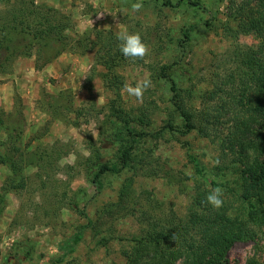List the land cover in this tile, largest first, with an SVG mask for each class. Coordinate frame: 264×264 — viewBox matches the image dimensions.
<instances>
[{"label":"rangeland","instance_id":"374dc122","mask_svg":"<svg viewBox=\"0 0 264 264\" xmlns=\"http://www.w3.org/2000/svg\"><path fill=\"white\" fill-rule=\"evenodd\" d=\"M4 1L0 0V11L6 8ZM36 3L69 18L65 34L75 51L63 53L39 70L34 68L31 53L29 58L14 60L9 75L0 74V116L22 132L19 162L25 177L24 188L6 195L0 217V264H55L59 258L62 262L56 264H124L120 250L140 229L135 216L127 214L104 216L97 235L87 227L74 251L63 253L79 227L87 224L86 217L94 222L106 204L116 202L120 187L132 177V172L125 169L104 174L99 191L92 184L95 163L117 162L119 150L131 141L133 158L142 161L145 168L136 171L131 186L135 209L157 204L154 213L172 209L183 214L198 182L210 192L221 188L222 200L233 210L243 206L236 195L239 183L235 169H216L229 164L222 159L217 142L203 139L194 131L187 135L178 132L182 127L172 105L171 82L153 79L145 66L171 67L167 71L170 79L194 95L212 89L213 82L233 66L230 57L234 45L222 34L226 0ZM136 3L143 5L139 12L132 9ZM191 26L195 28L190 40L184 42L182 32ZM123 28L139 33L150 52L144 60L136 61L120 54L115 65L123 66L115 71L124 83L109 89L100 76L103 68L93 66L97 65L96 50L88 46L97 31H110L117 38ZM237 45L254 49L257 40L243 35ZM146 77L153 86L145 91L143 103H137L124 92V85L135 86ZM112 105L132 117L130 127L139 136L119 132L121 124L112 115ZM170 115L177 132L162 129ZM5 139L0 129L1 155L9 154L1 145ZM188 156L199 161L202 175L196 174ZM145 171L153 174L146 175ZM8 176L9 169L0 164V187ZM108 235L111 238L100 241ZM250 257L264 264V229L254 240L234 244L223 264H245Z\"/></svg>","mask_w":264,"mask_h":264},{"label":"trees","instance_id":"16d2710c","mask_svg":"<svg viewBox=\"0 0 264 264\" xmlns=\"http://www.w3.org/2000/svg\"><path fill=\"white\" fill-rule=\"evenodd\" d=\"M4 2L6 8L0 11V74L9 75L11 72L8 68L12 62L20 57L29 58L31 53L35 57L34 68L39 70L63 53L75 51L72 41L65 34L69 30L68 17L36 3V0ZM226 2L222 34L234 45L230 57L233 66L217 82H213L212 89L194 95L189 89L181 90L170 79L167 71L171 67L145 66L150 77L168 79L172 85V105L182 129H177L172 115L162 129L169 132L178 130L181 135L194 131L203 139L217 142L222 159L229 164L216 169H235L239 183V193L236 195L243 206L233 210L223 200L222 207L214 209L206 202L210 191L198 182L183 214L178 215L172 209L166 213H154L157 204L145 205L150 206L146 209L142 206L135 209L131 186L136 171L145 168L142 161L133 158L134 141H131L128 147L119 150L117 162L95 163L92 184L97 191L102 188L101 177L104 174H118L128 169L132 177L120 187L116 202L106 204L94 222L86 217L87 224L79 227L77 234L66 243L63 254L74 251L87 227L97 235L104 216L113 218L115 214L135 216L140 228L138 234L132 236L126 247L120 250L124 264H223L234 244L254 240L257 232L264 229V0ZM194 28L191 26L182 32L184 42L190 40ZM243 35L255 37L257 45L254 49L245 50L237 45L239 37ZM119 44L112 32L97 31L95 40L88 46L90 50H96L97 65L93 66L103 68L100 76L109 89L124 83L115 71L123 66L115 65L121 54ZM110 109L121 124L119 132L123 130L127 136H139L130 127L132 117L129 114L115 105ZM0 129L6 134L1 145L9 153L0 154V164L10 171V176L0 187L1 217L6 207V195L24 188L25 177L19 162L22 132L1 116ZM160 134L161 131L156 133L155 138L159 139ZM188 160L196 174L202 175L199 161L192 156H188ZM145 174L150 176L153 173L145 171ZM210 184L214 186V183ZM109 238L110 235L101 237L100 241ZM60 262L62 258L54 263ZM245 264L260 263L255 257H250Z\"/></svg>","mask_w":264,"mask_h":264},{"label":"clouds","instance_id":"9594fccd","mask_svg":"<svg viewBox=\"0 0 264 264\" xmlns=\"http://www.w3.org/2000/svg\"><path fill=\"white\" fill-rule=\"evenodd\" d=\"M142 7L141 3L132 5V9L136 12H139ZM117 40L121 42L119 44V51L126 58L133 61L144 60L149 55V46L142 41L139 33H129L127 28H123L117 33ZM152 86L150 77H146L138 80L135 86L124 85L123 90L128 96L134 97L137 103L142 104L145 91ZM222 196L223 190L219 187L214 188L207 195L206 202L214 209H219L223 205Z\"/></svg>","mask_w":264,"mask_h":264}]
</instances>
